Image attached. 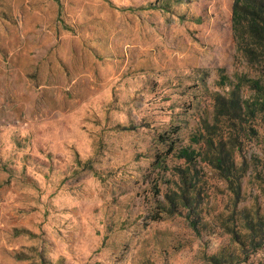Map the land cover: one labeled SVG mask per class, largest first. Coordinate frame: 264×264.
<instances>
[{"label": "rangeland", "instance_id": "1", "mask_svg": "<svg viewBox=\"0 0 264 264\" xmlns=\"http://www.w3.org/2000/svg\"><path fill=\"white\" fill-rule=\"evenodd\" d=\"M235 1L0 0V264H264Z\"/></svg>", "mask_w": 264, "mask_h": 264}, {"label": "trees", "instance_id": "2", "mask_svg": "<svg viewBox=\"0 0 264 264\" xmlns=\"http://www.w3.org/2000/svg\"><path fill=\"white\" fill-rule=\"evenodd\" d=\"M232 22L233 31L240 36L238 46L248 60L252 63L255 58L264 60V0H236ZM222 163V158L215 157V164Z\"/></svg>", "mask_w": 264, "mask_h": 264}]
</instances>
